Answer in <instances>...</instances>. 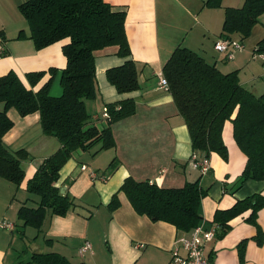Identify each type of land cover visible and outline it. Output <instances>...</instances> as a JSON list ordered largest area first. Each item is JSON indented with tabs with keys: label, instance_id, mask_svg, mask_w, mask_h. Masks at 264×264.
Wrapping results in <instances>:
<instances>
[{
	"label": "crops",
	"instance_id": "obj_1",
	"mask_svg": "<svg viewBox=\"0 0 264 264\" xmlns=\"http://www.w3.org/2000/svg\"><path fill=\"white\" fill-rule=\"evenodd\" d=\"M24 1L0 0V76L12 70L30 88L26 73L45 71L33 87L36 91L50 78L49 69L54 68L49 94L59 96L61 69L66 66L62 47L69 39L36 49L28 37L17 38L20 30L29 34L27 21L19 11ZM104 1L114 10L125 12V34L137 66L139 88L118 93L107 81L105 72L121 65L125 58L118 55L117 46L95 50L96 95L85 101L86 109L91 125L98 127L106 126L103 112L109 103L132 98L135 112L110 125L114 146L99 149L97 144L77 151L61 167L56 186H64L76 204L63 216L47 215L41 229L35 228L32 233L30 226H20L17 211L27 201L36 204L26 190L27 181L59 144L54 137L43 134L38 112L21 116L14 108L7 110L13 125L3 135V142L11 150L24 149L28 158L23 160L25 174L19 187L0 177V225L3 221L14 225L12 229L0 226V264H30L34 252H56L72 264H168L173 248L180 245L179 238H189L193 229L179 231L171 223L153 221L137 213L125 193L119 191L129 176L167 188L198 180L207 190L201 199L199 225L204 229L216 227L214 237L203 247V254L213 264H264V206L257 213L260 243L256 240L257 227L247 220L250 209L232 218L222 236H218L213 222L216 210L228 209L236 200L254 193L264 196V179L237 183L246 156L234 140L232 123L226 121L222 133L227 158L212 152L208 157L209 169L202 173L191 165L194 151L183 117L171 93L159 85L165 62L180 46L197 52L222 72L237 70L242 86L261 94L264 62L252 59L251 54L264 30L249 48L245 44L247 38L244 39V48L227 60L215 50L214 43L221 37L225 7H240L244 0H221L219 7L206 6V0ZM262 18L261 15L259 21L264 27ZM233 37L238 39V35ZM83 164L86 170H81ZM90 171L96 176H91ZM115 193L120 204L110 210L108 204ZM28 235H33L30 240ZM85 241L91 247L80 254ZM180 251L183 253L182 248Z\"/></svg>",
	"mask_w": 264,
	"mask_h": 264
},
{
	"label": "trees",
	"instance_id": "obj_2",
	"mask_svg": "<svg viewBox=\"0 0 264 264\" xmlns=\"http://www.w3.org/2000/svg\"><path fill=\"white\" fill-rule=\"evenodd\" d=\"M221 0H206L205 5L219 7ZM19 11L29 28L26 35L20 30L17 38L28 37L36 49L68 38L62 51L66 66L61 69L59 96L49 94L56 72L49 69L50 78L36 91L33 87L45 71L26 73L30 88L25 86L14 71L0 76V177L19 187L24 178L23 160L28 158L24 149L11 150L3 142V135L13 122L7 115L14 108L19 115L38 112L44 135L54 137L59 147L46 157L27 181L26 190L37 196L34 206L23 203L17 211L21 227L41 229L47 215H65L75 206V201L60 193L56 186L59 170L77 151H86L99 144V149L114 146L110 125L135 112V101L127 98L109 103L105 109L109 115L106 126L91 125V115L85 101L96 95V69L93 52L107 46H117L118 55L125 61L106 69L107 81L118 93L139 88L138 71L131 58L125 34V12L114 10L104 0H26ZM264 13V0H244L240 7H225L220 36L239 41L248 38L253 27ZM258 51L264 52V36L257 41ZM162 74L168 83L176 108L187 126L191 146L197 157H209L212 152L227 158L223 140L226 121L232 123L233 137L246 156L245 166L237 180L238 185L247 179H264V92L255 94L242 86L237 70L222 72L215 64L207 62L197 52L176 47L165 62ZM119 191L127 196L133 209L153 221L173 224L179 231H190L201 223V199L207 194L198 180L185 182L181 187H160L148 180L137 181L127 177ZM115 193L108 207L119 206ZM264 206V196L254 193L238 199L228 209L216 210L213 222L218 236L228 229V222L251 210L247 220L257 227V242H261V230L257 213ZM243 242L239 245L242 258ZM30 264H72L56 252H34Z\"/></svg>",
	"mask_w": 264,
	"mask_h": 264
},
{
	"label": "built area",
	"instance_id": "obj_3",
	"mask_svg": "<svg viewBox=\"0 0 264 264\" xmlns=\"http://www.w3.org/2000/svg\"><path fill=\"white\" fill-rule=\"evenodd\" d=\"M215 50L221 52L227 60H232L236 52L241 51L244 46L241 41L233 38H218L214 43ZM0 52H2V46L0 45ZM252 59L260 60L264 62V52L258 51L256 48L251 54ZM160 87L168 90V83L166 78L161 75L159 80ZM103 116L108 118L109 115L105 109ZM191 165L194 168L199 169L202 173H205L209 169V159L207 157L198 158L195 154L191 156ZM81 170H86L85 164L81 165ZM91 176L95 177V172L90 171ZM106 176H102L105 179ZM3 228L12 229L14 225L10 222L3 221L0 225ZM216 227L213 226L210 229H204L201 225L196 226L189 238L181 237L177 242V245L172 250V256L168 264H213L204 254L203 247L205 243L211 240L215 235ZM91 245L88 241H85L80 249V254H83L86 250L90 249ZM182 248L183 253L180 249Z\"/></svg>",
	"mask_w": 264,
	"mask_h": 264
},
{
	"label": "rangeland",
	"instance_id": "obj_4",
	"mask_svg": "<svg viewBox=\"0 0 264 264\" xmlns=\"http://www.w3.org/2000/svg\"><path fill=\"white\" fill-rule=\"evenodd\" d=\"M262 15V19H263V21H264V13L263 14H261ZM260 15V16H261ZM259 16V17H260ZM257 26H256V28H255V30H254V27H253V29H252V32H251V34H250V36L245 40V44L247 45V47L249 48V47H251L252 46V44H254L255 43V41L258 39V38H260V36H261V32H262V30H264L263 28V26H262V24H260V21L256 24ZM260 61V60H259ZM262 62V61H261ZM28 195H30L29 197H31V198H36L37 199V196L36 195H34V194H30V193H28ZM27 204L29 205V206H34L35 204L34 203H32L31 201H27ZM28 229H30L29 231H32V233H35V231H36V229L35 228H32V227H30V228H28ZM30 238H29V240L31 239V237L33 236V235H28Z\"/></svg>",
	"mask_w": 264,
	"mask_h": 264
},
{
	"label": "water",
	"instance_id": "obj_5",
	"mask_svg": "<svg viewBox=\"0 0 264 264\" xmlns=\"http://www.w3.org/2000/svg\"><path fill=\"white\" fill-rule=\"evenodd\" d=\"M65 192H66V191H65V187H64V186L61 187V188H60V193H61V194H65Z\"/></svg>",
	"mask_w": 264,
	"mask_h": 264
}]
</instances>
